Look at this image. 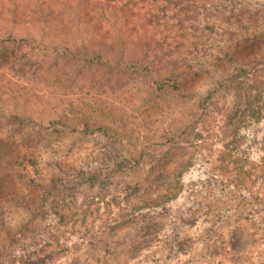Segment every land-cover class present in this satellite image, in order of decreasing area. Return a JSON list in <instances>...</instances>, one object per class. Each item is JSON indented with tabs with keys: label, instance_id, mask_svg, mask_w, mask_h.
<instances>
[{
	"label": "rangeland",
	"instance_id": "374dc122",
	"mask_svg": "<svg viewBox=\"0 0 264 264\" xmlns=\"http://www.w3.org/2000/svg\"><path fill=\"white\" fill-rule=\"evenodd\" d=\"M55 1L0 0V38L29 41L17 55L0 42V264H264V121L245 111L260 71L231 79L264 44L210 67L187 29L185 86L159 92L147 74L55 56L91 40L85 3L60 29L39 17Z\"/></svg>",
	"mask_w": 264,
	"mask_h": 264
},
{
	"label": "trees",
	"instance_id": "16d2710c",
	"mask_svg": "<svg viewBox=\"0 0 264 264\" xmlns=\"http://www.w3.org/2000/svg\"><path fill=\"white\" fill-rule=\"evenodd\" d=\"M55 2L62 4L61 9L57 10V6L49 7V4L43 8L42 2L37 3L39 17L48 22L52 28L60 29L65 23L64 18L71 17L72 13L76 17L75 9L81 3H85L83 11L88 19L84 23L88 24L91 38L88 46L73 48L74 50L68 45L53 46L55 56L74 67L75 73L102 67L123 72L126 77L131 75L130 70L137 74H147L151 80L153 78L155 91L159 92H166L168 89L174 92L181 91L184 79L180 77L179 69L181 63L184 65L187 63V56L182 54L189 41L190 34L187 33V29L192 35L200 31L199 36L194 35L193 45H199V51L205 56V61L210 60L207 63L210 67L219 64L222 59L233 58L228 51L232 45V49L253 51L264 44V4L260 5V0H68L67 3L65 0H56ZM65 8L70 9L67 14ZM10 11L13 17L17 16L14 9ZM196 39L199 40L196 42ZM0 42L13 48L11 51L15 55L21 51L23 45L29 43L27 38L17 37L10 32H4ZM47 46L49 45L44 47ZM26 54L27 52H24L20 57ZM198 70H202L201 67H197L196 72ZM256 70L260 71V80L248 91L245 111L255 117V121L262 122L264 121V59L249 71L240 68L231 79L239 85L241 76L249 75ZM165 135L168 138L174 136L173 133L172 136L171 133ZM2 161L4 164H0V172L10 169L6 166L10 163L9 159L1 157L0 163ZM8 193L0 188V196ZM163 201L162 194H157L154 199H147L144 206L157 207L162 205ZM142 234L143 242L137 244L132 252L134 258L153 240L154 232L148 230V227ZM145 238L148 240L145 241ZM77 262L73 261L70 264H78Z\"/></svg>",
	"mask_w": 264,
	"mask_h": 264
}]
</instances>
